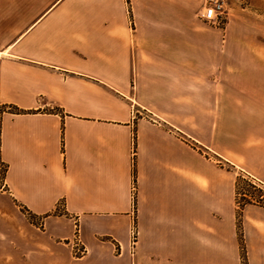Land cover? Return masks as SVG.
Here are the masks:
<instances>
[{
	"label": "crops",
	"instance_id": "obj_1",
	"mask_svg": "<svg viewBox=\"0 0 264 264\" xmlns=\"http://www.w3.org/2000/svg\"><path fill=\"white\" fill-rule=\"evenodd\" d=\"M203 3L0 0V264H264V17Z\"/></svg>",
	"mask_w": 264,
	"mask_h": 264
},
{
	"label": "trees",
	"instance_id": "obj_2",
	"mask_svg": "<svg viewBox=\"0 0 264 264\" xmlns=\"http://www.w3.org/2000/svg\"><path fill=\"white\" fill-rule=\"evenodd\" d=\"M128 2V0H127ZM260 182L252 180L248 176L238 175L235 180V192H236V226L240 241H242L241 232V211L245 204L256 203L264 206V191L259 186ZM242 245V242H241ZM244 256V252H242ZM244 264L245 260H244Z\"/></svg>",
	"mask_w": 264,
	"mask_h": 264
},
{
	"label": "built area",
	"instance_id": "obj_3",
	"mask_svg": "<svg viewBox=\"0 0 264 264\" xmlns=\"http://www.w3.org/2000/svg\"><path fill=\"white\" fill-rule=\"evenodd\" d=\"M224 9L225 8H224L223 0H204L203 11H202L201 17L207 22H210L213 24H219L221 22V19L224 17ZM132 151H134V148ZM76 230H77V227H76ZM75 237L77 239L75 251L76 253H82L84 249L78 240L77 231H76ZM136 241H137V230H136V227L133 225L130 230V245H131L130 252L131 254L134 253Z\"/></svg>",
	"mask_w": 264,
	"mask_h": 264
},
{
	"label": "rangeland",
	"instance_id": "obj_4",
	"mask_svg": "<svg viewBox=\"0 0 264 264\" xmlns=\"http://www.w3.org/2000/svg\"><path fill=\"white\" fill-rule=\"evenodd\" d=\"M223 1H224V8L225 9H224V17L221 19V22L224 21L228 10H230L232 8H238V7H246V8L252 9V10L262 14V16L264 17L263 0H223ZM252 180H255V179L252 178ZM258 182H260L259 186L264 191L263 182H261V181H258ZM237 204L238 203H236V208H237Z\"/></svg>",
	"mask_w": 264,
	"mask_h": 264
}]
</instances>
